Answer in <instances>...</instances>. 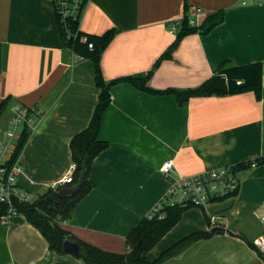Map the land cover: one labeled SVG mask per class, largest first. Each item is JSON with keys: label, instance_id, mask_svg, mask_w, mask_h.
I'll return each mask as SVG.
<instances>
[{"label": "crops", "instance_id": "crops-1", "mask_svg": "<svg viewBox=\"0 0 264 264\" xmlns=\"http://www.w3.org/2000/svg\"><path fill=\"white\" fill-rule=\"evenodd\" d=\"M197 8L204 13L198 26L219 11L225 13L224 23L206 36H186L173 59L155 68L177 39L185 15L190 18ZM81 30L93 35L115 31L101 58L106 84L152 72L150 88L186 91L210 80L226 61L264 67V0H92ZM110 92L99 135L109 147L91 165L93 190L62 229L82 243L124 254L128 234L150 216L175 179L241 166L240 192L221 223L234 236L216 234L161 264H262L249 243L264 239V163L244 165L264 161V100L245 92L179 105L172 95L150 96L126 83ZM100 94L93 61L80 60L64 43L53 0H0V104L9 99L0 141L16 107L43 112L20 160L18 186L32 201L71 170V142L89 127ZM15 147L6 155L0 149V166ZM169 162L174 172L166 178L161 169ZM206 219L199 208L187 211L148 258L156 261L185 238L209 232ZM0 264L85 262L52 252L41 232L17 214L0 222Z\"/></svg>", "mask_w": 264, "mask_h": 264}, {"label": "trees", "instance_id": "trees-1", "mask_svg": "<svg viewBox=\"0 0 264 264\" xmlns=\"http://www.w3.org/2000/svg\"><path fill=\"white\" fill-rule=\"evenodd\" d=\"M224 21L225 13L224 11H219L207 17L201 25L192 27L189 25V17L186 14L180 23L177 39L160 57L155 68L163 62L173 59V54L183 38L196 33L206 36L217 26L224 23ZM68 26L70 27L69 36L66 35L62 30V25H60L64 43L78 57L83 60L93 61L96 70V84L101 91L100 103L89 127L76 135L71 142L73 162L77 168L74 172L73 183L68 185V187L77 185L82 174L85 172L84 181L79 192L66 199H60L57 195L62 190L63 187H61L57 191L49 189L43 196H40L39 199L32 203H20L16 201L14 206L17 209V213L24 215L27 221L41 232L48 241L50 250L57 255H69L63 248L65 242L78 243L81 246V253L75 257L83 260L85 264H161L164 260L179 254L192 244L201 240L210 239L216 234H219L220 232H213L214 228H211L209 232L193 234L174 245L160 259L151 261L148 258L149 252L178 225L183 215L193 209V207L167 206L162 211L163 218L157 216L143 218L126 237L128 249L124 254L108 253L92 245L82 243L71 233L62 229L61 224L70 219L72 212L78 204L94 188V185L90 181V169L94 159L109 147L107 142L100 140L99 135L102 114L111 103L110 91L115 85L122 83L130 84L150 96L172 95L176 98L179 105H183L194 98L234 96L245 92H253L258 100H264L263 64L255 63L245 66H235L231 62L226 61L218 66L214 76L210 80L200 87L186 91H157L150 88L149 82L152 77V72L145 78L127 77L106 84L101 70V58L103 52L113 40L115 31L109 30L103 35H93L82 32L79 29V22L77 21L69 22ZM90 46H92V49H90ZM8 105L9 99L0 104V120L5 114ZM29 139V130L24 129L21 137L18 139L15 151L7 162V168L10 169L22 154ZM86 159H88V165L85 169ZM257 162L258 165L264 163L263 160ZM248 164L244 166L249 167ZM237 167L239 170L241 169V166ZM8 209V205L0 203V219L8 213ZM206 221L208 222V219ZM249 247L255 250L259 258L264 261V255L258 251L253 243H249Z\"/></svg>", "mask_w": 264, "mask_h": 264}, {"label": "built area", "instance_id": "built-area-1", "mask_svg": "<svg viewBox=\"0 0 264 264\" xmlns=\"http://www.w3.org/2000/svg\"><path fill=\"white\" fill-rule=\"evenodd\" d=\"M92 0H53L57 19L62 25V30L67 36L70 34L68 23L79 22L81 30L82 20L88 10ZM202 9H195L189 18V25L198 26V18L203 15ZM175 32V30H174ZM92 49V46H90ZM80 60H83L79 57ZM43 112L37 107L21 108L13 110L10 128L4 133L5 140L0 141V149L6 155L15 141L21 137L24 129H28L30 137L37 132ZM21 155L9 169L7 162L0 166V203L8 205V213L1 219V223H7L17 215L14 203H32L28 193L22 191L18 186V178L23 174L21 166ZM249 167L258 166V162H251ZM74 164L71 170L61 183L54 185L51 189L57 191L61 187L66 188L73 183ZM162 174L169 178L174 172L173 163H166L162 169ZM239 169L237 166L222 167L207 171L194 177H178L171 184L164 199L151 211L150 217L163 218L162 211L167 206L193 207L201 209L206 215L210 228L221 227L223 214H214L210 211L212 207L224 205L233 201L240 192V180L238 178ZM62 188V189H63ZM264 226V217L261 219ZM254 246L264 255V239L258 238L254 241ZM264 264V262L262 263Z\"/></svg>", "mask_w": 264, "mask_h": 264}, {"label": "water", "instance_id": "water-1", "mask_svg": "<svg viewBox=\"0 0 264 264\" xmlns=\"http://www.w3.org/2000/svg\"><path fill=\"white\" fill-rule=\"evenodd\" d=\"M87 165H88V159L85 160V169H86ZM84 174H85V172L82 174L81 179L77 185H75L73 187H66V188L62 189L61 191H59L57 194L58 197L60 199H66L68 197L76 195L79 192V190L83 184ZM40 204H42V203H40ZM233 206H234V201H230L227 204L212 207L210 209V211L214 214H223V213L230 211L233 208ZM213 232L227 233L231 236H234L230 230H226L225 228H222V227L214 228ZM63 248H64V251L66 253L73 255V256H77L81 253V246L78 243H73V242L67 241V242H65Z\"/></svg>", "mask_w": 264, "mask_h": 264}, {"label": "rangeland", "instance_id": "rangeland-1", "mask_svg": "<svg viewBox=\"0 0 264 264\" xmlns=\"http://www.w3.org/2000/svg\"><path fill=\"white\" fill-rule=\"evenodd\" d=\"M4 133H5V131H1V134H4ZM16 144H17V141H15V142L13 143L12 147H15ZM229 212H230V211H229Z\"/></svg>", "mask_w": 264, "mask_h": 264}]
</instances>
